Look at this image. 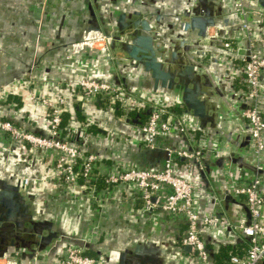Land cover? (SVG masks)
<instances>
[{"label": "crops", "instance_id": "obj_1", "mask_svg": "<svg viewBox=\"0 0 264 264\" xmlns=\"http://www.w3.org/2000/svg\"><path fill=\"white\" fill-rule=\"evenodd\" d=\"M221 1L223 9L217 14L216 25L233 27L232 35L240 52L246 54L249 40L241 29L242 18L235 14L230 0ZM195 4L196 0H0V96L3 97L0 110L17 125L30 131L38 129L46 135V108L31 98L30 91L49 98L61 94L72 117L73 145H78L84 152L97 154L107 163L118 160L161 168L165 154L162 150L149 151L144 146L138 121L126 115L118 119L115 107H103L100 98L94 104H84L77 90L69 86H73L80 76H87L115 81L139 97L157 93L167 106L181 109L177 118L191 135L199 134L194 141L190 139L189 148L207 151L203 154L204 171L198 170L194 162L187 159L175 161L178 174L194 184L200 213H216L232 222L248 221L245 200L231 193L226 177L229 169L244 172L248 170L244 163L254 165L255 162L248 147L247 122L239 114L243 103L237 96V91L244 88L240 81L244 61L233 57L234 66L227 65L220 56L223 52L221 41H202L197 28L184 27L194 15L191 10ZM246 6L262 9L258 0L247 2ZM122 13L130 24L122 28L124 34H120L117 23L118 15ZM137 18L147 20L152 27L151 33L161 48L160 59H165L175 41L182 40L189 45L187 53L192 54V60L200 64L198 71L208 74L212 84L208 114L214 116L213 126L209 121L201 126L198 118L186 111L177 88L155 89L150 73L121 51L120 40L116 39L109 46V52L90 47L73 52V43L80 40L85 31L100 29L122 39L133 29L131 23ZM249 22L255 37L263 33L258 17L252 16ZM75 109L82 110L86 124L75 118ZM179 143L177 133L167 141L170 147H177ZM52 158L49 152L27 148H19L10 155L0 153V180L18 186L34 221L50 224L37 226L38 232L31 231L34 234H23L24 239L11 237L17 241L15 245H10L7 239V252L28 257L37 251L38 264H55L66 242L72 241L84 245L92 256H103L104 259L105 254L110 256V261L105 260L106 264H119L123 251L133 259L129 264H152L151 255L134 252L136 245L150 242L163 250L158 253L161 260L158 259L156 264H179L186 257L189 247L179 245L175 239L181 235L183 226H170L160 218L162 223L140 219L136 210L127 209L131 204L127 197L112 195L97 199L96 196L92 198L89 189L83 186H66L55 180ZM256 175L264 187V172H256ZM24 176L42 178L24 188L20 181ZM97 223L100 230L94 232L91 229ZM201 231L208 239L211 251L241 239L227 229L202 228ZM36 232L41 238L47 237V241L41 243ZM111 232L113 236L109 237ZM107 239L112 240L109 250L105 249H108ZM2 248L0 246V254Z\"/></svg>", "mask_w": 264, "mask_h": 264}, {"label": "built area", "instance_id": "obj_2", "mask_svg": "<svg viewBox=\"0 0 264 264\" xmlns=\"http://www.w3.org/2000/svg\"><path fill=\"white\" fill-rule=\"evenodd\" d=\"M254 0H230L233 11L242 18L241 29L246 32L249 48L246 54L232 35L231 26L215 24L206 30L202 41L208 43L220 42L223 52V62L232 66L233 57L241 58L240 81L243 90L237 91V96L243 106L239 114L246 120L245 128L248 134V147L255 156L254 166L263 170L264 163V8L258 9L246 6ZM258 17L263 25V33L258 37L253 35L249 19ZM111 34L100 29L85 31L80 40L73 43V52L84 48H99L109 52ZM84 104H94L99 98H106L114 106L115 102L127 111L129 108L148 107V118L139 125L144 146L149 150L161 149L165 158L161 168H151L133 162L113 160L105 162L97 154L84 152L69 140V134H62V112L67 108L61 94L54 97L39 96L30 91L31 98L42 104L47 112L48 133L40 135L27 130L4 116L0 110V153L12 154L19 148L49 152L53 155L52 171L55 180L68 187L83 185L92 190L97 199L104 196L127 197L130 200L129 210H136L140 219L148 218L154 223L162 220L173 227L183 226L179 245L188 246L179 264H213L208 239L202 233L205 229H227L236 233L241 239L247 240V249L241 254H231L225 264H264V187L256 172L246 170L227 171L230 191L245 200L249 220L232 222L228 217H220L216 213L201 214L197 208L195 187L192 181L178 174L175 168V157L179 156L194 162L198 170L204 171L203 151L200 148H189L186 136L190 130L177 117H166L167 112L163 98L152 93L142 97L127 92L115 81L99 80L80 76L73 86ZM3 97L0 96V100ZM125 114V113H124ZM126 115V114H125ZM127 116V115H126ZM190 131V132H189ZM177 133L180 143L177 147L167 145L168 138ZM219 146V145H218ZM217 146V147H218ZM29 163V162H28ZM102 179L103 187L96 186V180ZM36 176L21 178L24 188L34 181ZM40 181V180H39ZM91 192V191H90ZM101 197V198H102ZM137 207H134L135 205ZM162 219L159 221L158 219ZM164 223V222H163ZM92 231L100 230L99 223ZM249 237V240L245 237ZM238 240V241H240ZM84 245L66 244L57 255L55 264H106L101 256L85 253ZM180 256L178 257V261ZM39 255L35 251L28 257H22L18 252L3 251L0 254V264H38Z\"/></svg>", "mask_w": 264, "mask_h": 264}, {"label": "water", "instance_id": "obj_3", "mask_svg": "<svg viewBox=\"0 0 264 264\" xmlns=\"http://www.w3.org/2000/svg\"><path fill=\"white\" fill-rule=\"evenodd\" d=\"M258 3L264 8V0H258ZM222 9L221 0H196V4L191 10L194 15L190 16L189 22L184 23V27L197 28L198 34L204 37L206 30L216 24L217 14ZM117 23L121 29L120 34H124L122 28L130 25L125 21L124 13L118 15ZM131 25L133 29L129 30L127 34L125 33V37L122 39L116 34H111L110 45L112 46L116 39L120 40L121 51L150 73L155 89L158 87L177 88L186 111L196 116L201 126H205L208 121L213 126L214 116L208 114L211 105L209 98L212 96V84L208 74L198 71L197 68L200 64L192 60V54L187 53L189 45H186L182 40L175 41L165 59L162 60L159 56L161 48L154 40L155 36L151 33L152 27L149 22L143 18H137ZM133 121L137 122L136 119ZM243 166L252 172H264V170H257L253 164L244 163ZM0 207V246L3 247V251L7 250L5 245L7 239H9V244L13 245L14 241L11 237L16 240L24 239L23 234H34L31 233V228L34 227L37 231L36 227L39 225H50L34 221L18 186L2 180H0ZM21 218L29 223L28 228L21 226L22 222L19 221ZM37 232L36 234L39 235ZM245 238L249 240L248 236ZM39 239L47 241L48 238H41L39 235ZM185 247L188 248V246ZM162 251L150 242L138 244L134 249L136 254L151 255L153 257L152 264H156L158 259L161 260L158 253ZM130 261L133 262V259L127 256L126 251H123L119 257V264H129Z\"/></svg>", "mask_w": 264, "mask_h": 264}, {"label": "trees", "instance_id": "obj_4", "mask_svg": "<svg viewBox=\"0 0 264 264\" xmlns=\"http://www.w3.org/2000/svg\"><path fill=\"white\" fill-rule=\"evenodd\" d=\"M244 87V85H243ZM105 98H100L99 101L102 103V106L103 107H108L110 106V102L108 101V99L104 100ZM103 101V102H102ZM115 107V111L116 113L118 114H122V113H125L127 115V117L132 118V119H136L138 121V124H142L147 118H148V115H149V110H148V107H140V108H129L127 111L123 110L120 106H119V103L118 102H115L114 103V106ZM165 109H166V113H165V116L170 118V117H178V114H180L181 112V109L179 107H176V106H165ZM75 118L80 121L81 123L83 124H86V120L84 119V114L82 113V110L81 109H75ZM62 116V121H61V132L62 134H65V133H68L69 134V140H71L70 138V135L73 133V129L71 128V114H70V111L67 110V108L62 112L61 114ZM15 123V122H14ZM17 124V123H16ZM91 126V124L89 125ZM40 135H44V133H42V131L38 130V129H35V130H32ZM190 132V131H189ZM199 134L197 133V135L195 134L194 136L189 134L188 137L186 136V139H187V142L189 144L190 142V139L192 141H194L193 139L196 138L195 136H198ZM73 144V142H72ZM77 146L78 148H80L78 145H75ZM194 147H196V145H194ZM161 150V149H159ZM200 150L203 151V153L205 154L207 151L203 148H200ZM90 152V151H88ZM185 158H181L179 156H176L175 157V161L177 160H184ZM96 186L97 187H103L105 186V183L103 182L102 179H98L96 180ZM204 235V234H203ZM236 244V245H235ZM233 245H230V244H222L220 246H218L214 251L212 250L211 251V246H209V243H207V246L208 248L210 249V256H211V259H212V263L213 264H225V262H227L229 256L231 254H241L242 252H244L246 249H247V246H248V242L247 240H240L238 241L237 243H235ZM85 253L89 254L87 252V249L85 250Z\"/></svg>", "mask_w": 264, "mask_h": 264}, {"label": "rangeland", "instance_id": "obj_5", "mask_svg": "<svg viewBox=\"0 0 264 264\" xmlns=\"http://www.w3.org/2000/svg\"><path fill=\"white\" fill-rule=\"evenodd\" d=\"M111 109H113V106H109ZM118 116V119H123L124 117H125V114L124 113H122V114H118L117 115ZM89 118V117H88ZM87 118V119H88ZM91 118H89L88 120H90ZM74 133V132H73ZM73 133L70 135V141L71 142H74V135H73ZM48 176V175H47ZM25 177V176H24ZM27 177V176H26ZM37 178H39V180L42 178L41 176L40 177H38V176H36ZM49 177V176H48ZM78 186H83V185H78ZM77 187V186H76ZM84 188H86L85 186H83ZM91 192V194H92V198H95V194L92 192V190H90ZM96 203H99V201L98 200H94ZM113 236V233L111 232L110 233V236L109 237H112ZM112 242V240H110V239H107L106 240V245H107V247H108V249L107 248H105L106 250H109V246L112 244L111 243ZM66 244H75V243H73L72 241H68V242H66ZM76 246H79V245H77L76 244ZM101 257V256H100ZM103 257V256H102ZM106 259H104V260H106V261H110V256H108L107 254H105V256H104Z\"/></svg>", "mask_w": 264, "mask_h": 264}, {"label": "flooded vegetation", "instance_id": "obj_6", "mask_svg": "<svg viewBox=\"0 0 264 264\" xmlns=\"http://www.w3.org/2000/svg\"><path fill=\"white\" fill-rule=\"evenodd\" d=\"M0 211H1V207H0ZM19 221L22 222V224H21L22 227H24V228H28V224L26 223V220H24V219L21 218V219H19ZM26 224H27V225H26ZM30 230H31L32 232L35 231L34 228H31ZM43 241H44V240H42L41 243H42ZM15 244H17V241H14L13 245H15ZM6 246H8V245H6ZM149 261H151V260H148V262H149ZM148 262H147V263H148ZM150 264H151V263H150Z\"/></svg>", "mask_w": 264, "mask_h": 264}]
</instances>
